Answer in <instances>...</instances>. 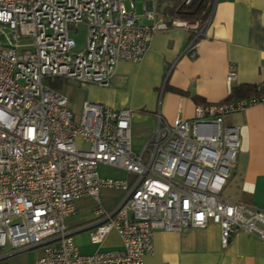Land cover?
Wrapping results in <instances>:
<instances>
[{"label":"built area","instance_id":"obj_1","mask_svg":"<svg viewBox=\"0 0 264 264\" xmlns=\"http://www.w3.org/2000/svg\"><path fill=\"white\" fill-rule=\"evenodd\" d=\"M124 1L0 0V263L41 249L34 264H144L154 230L179 233L211 223L223 247L236 232L264 241V211L220 196L241 133L224 120L264 107V84L252 96L195 105L189 119L168 122L156 114L151 138L134 152L131 110L84 102L75 117L68 98L46 83L59 78L105 87L120 61L140 62L152 36L171 26L191 33L185 54L196 57L208 19L167 22L153 4L171 0H142L137 17L133 0L127 8ZM80 25L85 45L74 52L69 29ZM235 78L229 65L228 90ZM100 166L133 180L101 177ZM102 188L122 192L111 210L99 204ZM83 196L96 203L94 220L71 230L66 219ZM82 230L90 231L92 244L114 231L121 247L81 255L73 235Z\"/></svg>","mask_w":264,"mask_h":264},{"label":"crops","instance_id":"obj_2","mask_svg":"<svg viewBox=\"0 0 264 264\" xmlns=\"http://www.w3.org/2000/svg\"><path fill=\"white\" fill-rule=\"evenodd\" d=\"M153 9L162 11L159 5ZM207 19L195 58L185 54L191 33L171 26L152 36L140 62L120 61L107 86L78 83L69 102L70 111L78 117L84 102L131 110V148L139 152L154 132L156 114L168 122L176 116L189 119L195 105L225 101L240 87L264 84V0H213ZM229 65L234 66L236 78L228 90L225 76ZM224 122L241 128V133L235 165L223 187L229 194L220 196L264 211V107H249ZM76 142L83 146L80 140ZM119 172L122 175L114 179L132 178ZM121 195L118 189L102 188L99 204L111 210ZM74 206L75 214L66 219L71 230L93 222L96 203L91 197H80ZM89 233L82 230L73 235L81 255L121 247L114 231L100 244H92ZM152 245V254L144 256V264H264V241L236 232L223 247L219 227L212 223L179 233L154 230Z\"/></svg>","mask_w":264,"mask_h":264},{"label":"rangeland","instance_id":"obj_3","mask_svg":"<svg viewBox=\"0 0 264 264\" xmlns=\"http://www.w3.org/2000/svg\"><path fill=\"white\" fill-rule=\"evenodd\" d=\"M134 2V12L137 17H141L143 14V5L144 1L142 0H133ZM124 5L127 8L128 7V1H124ZM154 8L157 6L156 3L153 4ZM70 36L74 39L75 41V48L74 52H80L83 50L84 45H85V40H86V29L84 26H78L76 29L70 28L69 29ZM46 83L49 85H52L56 88V90L60 91L62 94H64L67 98L68 101L70 102L71 99L74 96V89L77 86L78 83L73 82V81H68L64 79H59V78H52L50 80H47ZM77 114V113H76ZM75 114V117H77ZM98 172L105 176V177H110V178H119L122 174L113 168L109 167H99ZM133 178H129L127 181L131 182ZM221 194H229L228 189H222ZM41 254V249H33V250H27L24 252H20L18 254H15L13 256H10L3 260L0 264H9L12 263L13 261H16L18 264H34L35 260L38 259V257Z\"/></svg>","mask_w":264,"mask_h":264},{"label":"trees","instance_id":"obj_4","mask_svg":"<svg viewBox=\"0 0 264 264\" xmlns=\"http://www.w3.org/2000/svg\"><path fill=\"white\" fill-rule=\"evenodd\" d=\"M213 0H191L187 5L184 4V0H171L165 5H159L162 7V17L165 20L173 21H204L210 11L211 3ZM56 89L54 86L50 85ZM256 94L254 86L240 87L237 90L231 91L227 100H232L238 97H248ZM192 100L199 103V99L195 96ZM205 104V103H201Z\"/></svg>","mask_w":264,"mask_h":264}]
</instances>
